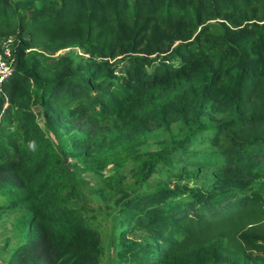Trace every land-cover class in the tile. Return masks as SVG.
<instances>
[{
    "label": "trees",
    "instance_id": "obj_1",
    "mask_svg": "<svg viewBox=\"0 0 264 264\" xmlns=\"http://www.w3.org/2000/svg\"><path fill=\"white\" fill-rule=\"evenodd\" d=\"M261 21L264 0H0L15 59L0 92V219L11 214L22 241L7 264H100L94 207L65 155L99 176L117 264H264ZM154 127L171 145L139 152ZM174 151L196 177L211 170V188L159 178L136 190Z\"/></svg>",
    "mask_w": 264,
    "mask_h": 264
},
{
    "label": "rangeland",
    "instance_id": "obj_2",
    "mask_svg": "<svg viewBox=\"0 0 264 264\" xmlns=\"http://www.w3.org/2000/svg\"><path fill=\"white\" fill-rule=\"evenodd\" d=\"M259 5V4H258ZM250 12L247 11L244 16L249 15ZM262 23L264 21H261ZM69 52H73L72 49H64L55 53L54 56L65 55ZM33 111L36 113V120L40 124V126L44 129L46 134L52 139L54 143H56V138L53 133L49 129V127L45 124V118L42 115V108L36 104H33ZM215 118L210 119L208 117H204L207 121L209 127H214L213 125L220 119L221 114H214ZM102 128L105 130L106 127L110 128V125L102 124ZM110 135L109 133L107 134ZM171 145L170 135L163 131L159 127H154L152 130L146 132L144 141L138 147L139 152H160L164 151L166 147ZM198 145L191 146L192 150L198 149ZM122 151V149H121ZM68 154V153H67ZM173 159L168 163L159 162L158 164V173L153 175L146 180L141 181L138 185H136L135 189L140 192H146L153 189L157 181L160 179H166L167 181L173 183L178 178L182 180L183 183H187L188 189L190 188H201L203 190L208 191L213 182L214 176L211 170H202L198 177L195 174H192V170L195 167V164H190L188 161L191 159L189 155H180L178 151H174L172 153ZM65 165L76 173L77 177L83 179L85 186L81 188V198L85 201L90 202V205L94 207V211L87 218L88 223L96 227L101 233V243L103 248V258L100 264H117L115 258V252L113 247L110 244V235L112 229V215L111 213L114 209L103 208L100 205L99 197L95 195L94 187L98 183L99 176L90 170H87L82 167V163L80 158L76 155H65L64 156ZM186 165V166H185ZM187 168L188 173L184 170ZM132 162L129 160L127 156L123 163L121 164V168L119 174L123 177V181L125 184H128L134 180L132 177ZM116 172L112 164H108L101 170V175L104 177H109ZM116 174V173H115ZM160 178V179H159ZM261 189L264 188V180L261 181L260 186ZM14 220L12 219V215H8L0 219V264H7L8 259L11 256L12 252L16 249L19 243H21V239L18 236V230L14 231Z\"/></svg>",
    "mask_w": 264,
    "mask_h": 264
},
{
    "label": "built area",
    "instance_id": "obj_3",
    "mask_svg": "<svg viewBox=\"0 0 264 264\" xmlns=\"http://www.w3.org/2000/svg\"><path fill=\"white\" fill-rule=\"evenodd\" d=\"M10 44V39L0 41V92L2 84L11 77L15 68Z\"/></svg>",
    "mask_w": 264,
    "mask_h": 264
}]
</instances>
